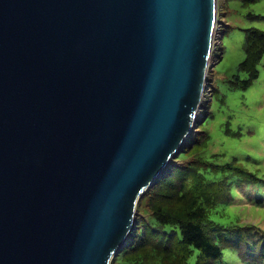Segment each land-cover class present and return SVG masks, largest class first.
<instances>
[{
	"label": "water",
	"instance_id": "95a60500",
	"mask_svg": "<svg viewBox=\"0 0 264 264\" xmlns=\"http://www.w3.org/2000/svg\"><path fill=\"white\" fill-rule=\"evenodd\" d=\"M216 27L217 0H0V264H111L199 123Z\"/></svg>",
	"mask_w": 264,
	"mask_h": 264
},
{
	"label": "rangeland",
	"instance_id": "374dc122",
	"mask_svg": "<svg viewBox=\"0 0 264 264\" xmlns=\"http://www.w3.org/2000/svg\"><path fill=\"white\" fill-rule=\"evenodd\" d=\"M248 28L264 31V0L245 7L241 0H217V27L212 58L207 70L201 109L196 116L199 123L182 146L180 155L175 156L176 159L167 168H171L174 163L184 164L187 159L182 157L185 155L188 159L192 158L190 156H193L191 147L194 140L207 132L210 139L200 153L202 158L218 165L237 159L244 168L260 179L245 183L240 182L242 178L235 175H217L207 171L205 175L209 180L228 177L232 193V200L221 202L212 208L209 218L225 227L238 224L236 226L243 227L245 231L252 230L254 236L251 241L254 242L264 233V56L258 64V78L247 89H234L229 83L234 74H239L242 79L246 78V74L238 72L237 67L244 58V30ZM227 129L229 132H225ZM144 198L143 195L138 202L136 226L149 219ZM151 223L154 224L153 220ZM135 230L138 232L140 229ZM131 238L132 235L129 236ZM198 255L199 251L196 250L189 262L194 263ZM241 256L243 254L236 253L235 249H225L221 259L209 264H251L244 262ZM116 262L136 264L121 257ZM153 263L152 259H148L146 264Z\"/></svg>",
	"mask_w": 264,
	"mask_h": 264
},
{
	"label": "trees",
	"instance_id": "16d2710c",
	"mask_svg": "<svg viewBox=\"0 0 264 264\" xmlns=\"http://www.w3.org/2000/svg\"><path fill=\"white\" fill-rule=\"evenodd\" d=\"M256 1L241 0L244 7ZM244 31V58L237 70L245 73L246 78L234 74L229 81L231 88L241 90L247 89L258 78V64L264 56V31L257 28ZM225 132H229L228 129ZM209 139L208 133L204 132L201 138L194 140L191 160L186 155L182 157L187 159L184 164H172L145 191L143 200L149 219L132 230V238L126 240L111 264H118L119 257L136 264H146L148 259H152L153 264H209L221 259L225 249H235L236 253L243 254L244 262L264 264V233L252 242V230L245 231L243 227H237L238 224L225 227L209 218L212 208L232 200V193L228 177L209 180L205 175L207 171L235 175L245 183L260 180L237 159L218 165L202 158L200 153ZM137 228L140 229L138 232ZM196 250L199 255L194 263H190L189 258Z\"/></svg>",
	"mask_w": 264,
	"mask_h": 264
},
{
	"label": "bare ground",
	"instance_id": "6f19581e",
	"mask_svg": "<svg viewBox=\"0 0 264 264\" xmlns=\"http://www.w3.org/2000/svg\"><path fill=\"white\" fill-rule=\"evenodd\" d=\"M197 116H198V112H197V114H196Z\"/></svg>",
	"mask_w": 264,
	"mask_h": 264
}]
</instances>
